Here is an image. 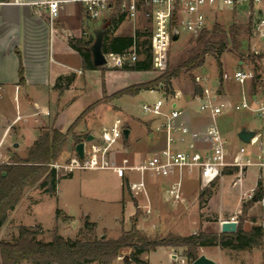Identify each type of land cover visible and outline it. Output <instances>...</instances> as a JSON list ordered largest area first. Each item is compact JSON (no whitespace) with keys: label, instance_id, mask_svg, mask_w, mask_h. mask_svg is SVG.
<instances>
[{"label":"rangeland","instance_id":"obj_1","mask_svg":"<svg viewBox=\"0 0 264 264\" xmlns=\"http://www.w3.org/2000/svg\"><path fill=\"white\" fill-rule=\"evenodd\" d=\"M140 18L138 21L140 26L148 24V20L144 16ZM102 23V20L88 19L84 21L83 30L91 33L85 36L93 35L91 37L95 40L94 31L100 28ZM210 23V28L217 23L228 31L233 23L247 27L250 19H248L246 9L236 13H232L230 9H227L215 15V19L211 20ZM135 27L129 21H124L118 29L109 32V38L117 35H133ZM55 34L57 33L55 32ZM255 36L251 30L250 33L244 31L239 35L242 39V51L245 52V56L251 55L253 46H256V48L259 46L258 39L256 40ZM146 38H149L148 34L142 36L141 40L143 41ZM252 38L254 39L252 40ZM195 41L196 36L180 29L179 39L175 41L172 39L169 44L165 57V67L162 70L155 68L151 72L130 70L119 72L118 67L109 64L105 66V70H101L102 72L91 71L85 74L87 87L83 91L73 89L61 99V107L65 105V110L60 117L64 127L69 126L67 124L72 123L75 118L79 117L89 105L97 103L89 113L82 116L74 131L80 142L86 143L87 158L100 155L98 147L101 144L100 139L103 131L115 124H118L122 130L129 128L130 135L128 138H125L123 134L121 135L120 139L113 145L114 150L108 155L110 160L114 158L116 163L121 166H134L145 164L152 158L154 152L161 148L165 142L166 136L164 131H159L157 128L152 133L148 132L152 115L144 112L142 105L153 103L162 98L160 90H153L152 92L142 90L137 95L125 94L120 98H112L111 96L129 86L145 83L158 77L163 73L167 64L173 67L183 63L192 55L191 49L196 44ZM231 48L232 44L229 40V45L224 48L222 53L217 55L222 63L223 71H230L238 67L240 56ZM217 56L206 55L202 66L181 70L178 76L172 80V87L175 90L174 96L177 93L182 95L191 94L194 90V83H197L203 89L207 87L219 89L220 94L235 101L237 98V85L227 83L226 87L223 86L224 83L219 76ZM142 58L143 55L140 54L139 59ZM8 69H10L9 64ZM80 79L84 81V76H81ZM78 85L81 84L78 83ZM20 95L21 100H25L23 92ZM14 96L13 89H10L8 95L5 96L9 100V105L6 103L5 110L8 118L11 119L16 116L17 109L24 115L17 125L22 129L19 136L13 132L15 128L13 126L17 124L15 120L6 123L0 121V131H2L0 133V152L3 154L0 165L13 163L14 156L26 158L30 144L37 136V122L52 120L54 117V113L47 116V111L43 114L45 116L34 117L32 115L33 110L29 106L20 108V101L16 102ZM192 96L198 100L194 95V91ZM74 97L76 99L71 103L70 100ZM44 99L40 101L41 105L45 103L48 107H51L50 111L53 112L54 107L57 108L53 104V99H51V103ZM168 109L169 105L166 106V110ZM48 113L50 112L48 111ZM217 121L229 140L231 152L240 146H244L248 152L250 149L258 151L260 147H264V120L262 118L246 111H240L222 115ZM187 124L190 125V122L187 121ZM207 124L209 123L206 120L194 119V132L200 133L205 130ZM244 125L258 128L256 141L245 143L237 139L236 134ZM203 127L205 129H202ZM46 128L51 127L47 126ZM9 130L11 132H8ZM90 134L95 136L92 141L87 140ZM1 140H3L2 144ZM16 142L19 143L18 147L14 146ZM192 142V140L187 142L186 147L199 144L200 140ZM76 145L75 139L70 135L68 145L56 164L68 165L72 162V159H79L75 151ZM254 159L257 161L263 160L264 154L255 155ZM234 171H232V174H222L213 184L206 187H203L198 180L197 169H194L191 173L183 171L182 199L173 201L168 198L171 202L169 205L164 203L160 196L166 195L168 197L167 183L172 184L178 179L175 169L172 170L168 178H163L158 174L155 175L154 172L150 171L142 175L141 172L135 170L127 171L126 176L119 178L111 169H76L71 173L67 168H60L58 171L60 174L71 173V175L60 180L56 194L46 192V188L41 184L25 188L24 196L19 205L9 213L6 223L0 228V240H16L21 226L35 229L37 231L36 238L44 242L52 241L56 233L65 239H75L79 235L86 217L90 221L96 222L95 234L98 237H100V233L104 232L109 238H117L123 229H130L138 222L141 224L140 229L145 231L151 238L167 237L170 234L189 236L199 231L207 234H221L222 223L231 221L234 217L245 231H250L252 227L259 225L264 228V211L262 212V208L254 203L244 214L243 206L245 203L241 202L245 193L256 186L258 176L260 173L262 174V171H259L255 166L249 167L244 172L243 183L239 185L233 184L236 174ZM143 177L147 189L146 193L142 188L133 190L129 187L128 182L138 183L143 180ZM116 196L122 197V199L118 202L113 201ZM184 196L187 197V200L180 204L179 202L183 200ZM150 203L153 207L152 212L154 208L162 211V213L161 211L160 213L155 211V213L158 212L159 217H152L154 213L146 212L145 204ZM59 210L60 212H58ZM124 219L125 224H123ZM181 222H183L182 229H179L176 226ZM189 223L191 224L189 225ZM174 249L178 255L186 258L185 264H192V260L186 257V248L178 247ZM198 254L199 256L206 255L217 264H264V243L260 247L225 248L218 242H213L211 246L199 247ZM148 257L152 264H165L167 259V255L163 252H157ZM22 264L30 263L25 261ZM113 264L118 263L114 261Z\"/></svg>","mask_w":264,"mask_h":264},{"label":"built area","instance_id":"obj_2","mask_svg":"<svg viewBox=\"0 0 264 264\" xmlns=\"http://www.w3.org/2000/svg\"><path fill=\"white\" fill-rule=\"evenodd\" d=\"M21 1V0H17ZM62 0H41L33 5L34 12L39 15L48 14L51 26L59 17ZM81 6L84 16L89 20H102L113 16L124 17V21H129L138 29L149 33V40L152 47L154 67L162 70L165 67V57L172 41L174 29L185 30L193 36H198L203 30L209 28L211 20L215 15L230 9L236 13L246 9L248 19L252 24L251 31L256 35L259 46L252 47V53L245 56L238 62V67L230 71H223V86L227 83L237 85V98L235 101L219 93V89L207 87L203 89L202 95H196L200 103V112L205 113L210 122L206 129L200 133L192 132L190 128L181 120L183 111L178 107H171L166 110V96L153 103H144L142 109L151 114L153 118H158L157 129L164 131L167 137L165 147L154 152L152 158L145 164L134 166H121L114 158L109 159V153L114 150L113 145L120 139L123 130L118 124L103 131L101 144L98 147L100 155L87 158L85 147L84 159H72L68 165L52 164L58 171L60 168H67L69 172L76 169H112L119 177L126 176L127 171L135 170L145 175L147 171L154 172L163 178L170 177L172 170H176L178 179L172 184L169 183L168 198L173 201L182 199L183 171L191 173L197 169L199 179L203 187L214 183L218 177L225 173V169L230 168L236 173L233 179L234 185L243 183L244 172L249 167L255 166L260 173L256 186L245 193L242 201L247 203L257 198L256 203L260 204L264 211V159L257 161L254 156L264 154V147L258 151L250 149L249 152L244 146L237 147L231 152L229 140L217 123L218 118L231 112L246 111L264 120V0H68ZM144 16L148 24L140 26L138 21ZM123 21V22H124ZM84 36L88 32L82 33ZM254 38H252L253 40ZM142 50L141 41L122 53H105L107 64L122 68L132 65L139 60ZM47 114H49L47 112ZM21 116L18 114L15 121ZM122 125V124H120ZM264 128V127H263ZM179 133V135H176ZM7 134V132H6ZM5 134V135H6ZM191 139L187 140L186 136ZM237 139H239L236 134ZM197 142L201 140L204 144L196 148L195 145L187 146L189 141ZM3 140H1L2 144ZM191 143V144H192ZM190 144V145H191ZM182 145V146H178ZM1 149V145H0ZM3 154L0 152V162ZM230 172L231 174L233 172ZM229 174V173H228ZM133 190L142 188L147 191L144 177L141 182H128ZM261 186V195H256ZM149 200V199H148ZM147 213H152V204H145ZM236 221V218H232ZM173 264H185L186 258L178 255L177 252L172 257Z\"/></svg>","mask_w":264,"mask_h":264},{"label":"trees","instance_id":"obj_3","mask_svg":"<svg viewBox=\"0 0 264 264\" xmlns=\"http://www.w3.org/2000/svg\"><path fill=\"white\" fill-rule=\"evenodd\" d=\"M123 21L124 17L122 15L113 16L103 21L100 26V28H105L103 51L105 53H122L132 47L135 41L137 43L141 41L142 50L139 52L143 55V58L132 65L119 69L139 72L153 71L155 67L150 40L149 38L141 40L142 36L148 34L149 37L150 35L143 31V28L138 29L133 35H117L109 38V32L118 29ZM251 28V23L247 27L233 23L226 31L216 23L212 28L209 27L196 36V44L191 49L192 55L186 61L173 67L167 64L163 73L158 77L145 83L129 86L111 97L120 98L125 94L134 96L142 90H162L166 98L173 97L175 95V90L172 87L173 78L177 77L179 72L185 68L202 66L206 55L217 56L218 53H222L224 48L229 45V40L232 44L231 49L238 53L240 59H243L245 52L242 51V39L239 35L244 31L250 33ZM93 42V37H73L69 39L71 47L81 55L85 70L100 69L103 71L106 65L95 66L93 64L91 52ZM18 55L20 59L19 81L24 84V66L19 52ZM216 58L219 66V76L223 81L222 63L218 56ZM72 81L73 76H61L55 88L62 92L69 88ZM224 90L226 91V89ZM202 94L203 88L194 83V95ZM96 104L89 105L66 131H61L58 128H42L39 136L30 146L26 158L14 156L13 163L0 165V228L6 223L9 213L19 205L26 187L41 184L46 188V192L56 194L60 180L71 175L72 172L60 174L52 164L58 161L65 150L70 135L77 144L80 142V139L75 135V128L79 125L82 116L89 113ZM153 121L158 122V118H153ZM148 129L150 131V125ZM224 171L230 173L231 169L227 168ZM259 187L256 192L258 197L261 195L262 190L260 184ZM253 204V200L245 203L243 206L244 214ZM96 228L97 224L86 217L83 227L75 239H65L56 233L52 241L44 242L36 238L37 231L35 229L21 226L16 240H0V264H22L25 261L30 264H111L124 249L132 250L131 260L143 263L138 255L146 251H155L160 247H184L186 248V257L194 261L199 257V247L211 246L213 242H218L225 248L260 247L264 243V228L262 226H255L250 231H245L240 223L236 232L232 233L207 234L199 231L189 236L170 234L167 237L159 238H151L136 225H133L130 230H123L121 235L115 239L109 238L105 234L98 237L95 234ZM126 264H130V262L127 261Z\"/></svg>","mask_w":264,"mask_h":264},{"label":"crops","instance_id":"obj_4","mask_svg":"<svg viewBox=\"0 0 264 264\" xmlns=\"http://www.w3.org/2000/svg\"><path fill=\"white\" fill-rule=\"evenodd\" d=\"M38 1L41 0H0V121L1 123L12 122L19 114L21 118L18 121H15L17 124L16 126H13L15 127L13 132L17 133V135L21 133L22 127L17 125L18 122L22 120L24 115L17 109L16 116L12 117L11 119L8 118L7 111L5 110L6 103H8L9 101L5 96L8 95L10 89H13L15 95L14 99L16 100V102L20 101V108H26L27 106H29L33 110L32 115L34 117H40L41 115L45 114L46 111L50 112L49 114H47V116H51L54 113V117L52 120H40L39 122H37V136L34 138V140L39 136L40 130L44 127L46 128L47 126L51 128H58L61 131H66L77 118H75L72 123L67 124L69 126L64 127V124L60 121V117L65 110V105L61 107V99L73 89H81L83 91L84 88L87 87V82L85 80L86 73H89L91 71L102 72L99 69L85 70L83 68L81 55L76 50H74L69 43V39L73 37L86 38V36L82 34L83 32H85L83 30V22L88 19L84 16L81 6L68 0H62L60 15L55 20V26H51L48 14L39 15L34 12L33 5ZM53 26L54 28L52 29ZM55 32L57 34H55ZM88 34L91 33L89 32ZM91 36L93 35H89L87 38H91ZM18 52L20 53V58L24 66V84L20 83L19 81L18 71L20 59ZM8 64L10 65V69H8ZM119 72H121V70ZM61 76H73V81L71 82L69 88L62 92L55 88V85L59 77ZM81 76H84V81L80 79ZM105 77L108 78L107 76ZM78 83L81 85H78ZM149 91L152 92L153 90ZM193 91L191 92V94L182 95L181 93H177L176 96L166 98L167 105H169V109L167 111H170L172 106L180 108L183 111L181 120L190 128L192 132H194V119L196 120V118H199L200 120H206L208 123L210 122V118L205 113L200 112V103L197 102L199 100H196L192 96ZM22 92L25 100H21L20 94ZM159 92L162 96H164V92L162 90H160ZM43 99L45 101H49V103H51V99H53V104L57 108L54 107V111L51 112V107H48L45 103L41 105L40 101ZM75 99L76 97L70 100L71 103ZM38 108L41 110H39ZM151 121L150 131H148L150 133L154 132L153 130L157 128L158 125L157 121H153V117L151 118ZM187 121L190 122V125L187 124ZM204 127L202 129H205L207 126L205 128ZM1 132L2 131H0V133ZM8 132H11V130H9ZM176 135H179V133H176ZM256 137L252 141H256ZM186 138L187 140L191 139L189 135L186 136ZM32 143L30 144V146L32 145ZM166 144L167 137L161 148L165 147ZM202 145L204 144L200 140V143L196 144L195 147L198 148ZM198 180L200 181L199 174ZM167 187H169V183H167ZM160 198L164 203L169 205L171 204L166 195L160 196ZM121 199L122 197L120 198L116 196L113 201L118 202ZM186 200L187 197L184 196L183 200L179 203L183 204L184 202H186ZM254 203H256V201H254ZM258 206L260 205L258 204ZM260 208L262 207L260 206ZM155 211H158L160 213L161 210L159 211L154 208V211L152 212V214H154L152 217H157L159 215L158 212L155 213ZM123 221V224H125V219ZM182 224L183 222L179 223L176 227L182 229ZM190 224L191 223H189V225ZM136 226L139 229L141 228V224L139 222L136 224ZM121 233L119 234V236L121 235ZM104 234L106 235V233L104 232L100 233V236ZM131 251V249H124L120 253V256H118V258L114 261L118 264H126L127 261L130 262V264H152L148 256L157 252H163L165 255H167L165 264H173L172 257L174 252L176 253V250L172 247H160L155 251H146L138 255V258L143 261V263H138L131 260ZM113 262L111 264H113Z\"/></svg>","mask_w":264,"mask_h":264},{"label":"water","instance_id":"obj_5","mask_svg":"<svg viewBox=\"0 0 264 264\" xmlns=\"http://www.w3.org/2000/svg\"><path fill=\"white\" fill-rule=\"evenodd\" d=\"M104 34H105V28L101 27L94 31L95 40L91 46V52L93 57V64L95 66H101L107 64V58L105 55V52L103 51V44H104ZM172 39L178 40L179 39V31L177 29H174ZM259 130L253 127H248L247 125L242 126L238 132L237 135L239 139L245 143H250L257 135ZM123 135L125 138H128L130 135V129L125 128L123 129ZM95 139V136L90 134L87 137L88 141H92ZM15 147L19 146V143H14ZM85 142H79L76 147L75 151L80 159L85 158ZM257 198L254 197L253 201H256ZM238 227L237 221H224L221 225V231L223 233H232L236 232ZM192 264H217L214 260L207 257L206 255L199 256L196 260L192 261Z\"/></svg>","mask_w":264,"mask_h":264}]
</instances>
